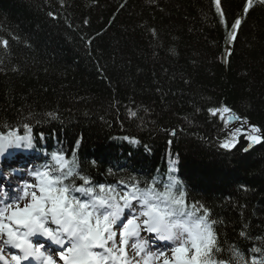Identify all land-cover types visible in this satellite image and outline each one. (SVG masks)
Masks as SVG:
<instances>
[{"label":"trees","instance_id":"trees-1","mask_svg":"<svg viewBox=\"0 0 264 264\" xmlns=\"http://www.w3.org/2000/svg\"><path fill=\"white\" fill-rule=\"evenodd\" d=\"M244 6L221 0L225 24L213 0H0V131L29 125L35 148L75 152L95 184L173 167L216 221L219 259L264 251V141L221 147L226 119L209 112L264 131V3Z\"/></svg>","mask_w":264,"mask_h":264},{"label":"snow or ice","instance_id":"snow-or-ice-1","mask_svg":"<svg viewBox=\"0 0 264 264\" xmlns=\"http://www.w3.org/2000/svg\"><path fill=\"white\" fill-rule=\"evenodd\" d=\"M213 2L226 24L221 0ZM253 6L254 0H245L244 17ZM244 17L232 23L231 41H235ZM151 33L156 36L155 29ZM0 46L7 49L9 38L0 37ZM209 112L222 119L226 114V126L233 122L240 125L233 124L230 138L221 147H235L239 135H246L249 146L264 141V131L249 126L247 118L231 108L221 106ZM23 127V135L18 128L7 126L0 131V156L14 148L33 146L29 125ZM51 160L30 171L34 182L24 181L11 195L6 190L0 193V264H229L218 258L223 249L214 230L216 221L210 219L203 204H189L173 167L163 179L129 178L117 184H95L80 174L75 152L70 157L53 153ZM142 233L165 242V247L153 252L150 239L142 238ZM249 251L252 255L246 258L230 247L231 264H264L261 248Z\"/></svg>","mask_w":264,"mask_h":264},{"label":"water","instance_id":"water-1","mask_svg":"<svg viewBox=\"0 0 264 264\" xmlns=\"http://www.w3.org/2000/svg\"><path fill=\"white\" fill-rule=\"evenodd\" d=\"M250 125H253V123H249V126ZM254 125H256V124H254ZM240 126V125H239ZM238 126V127H239ZM257 126V125H256ZM259 127V126H258ZM260 128V127H259ZM243 131V130H242ZM261 143V142H260ZM260 143H256V144H253V145H251V146H249V142L247 143V146L244 148V151H245V149H247V151H249V150H251L252 148H254L255 146H257L258 144H260ZM247 151H245V152H247Z\"/></svg>","mask_w":264,"mask_h":264},{"label":"bare ground","instance_id":"bare-ground-1","mask_svg":"<svg viewBox=\"0 0 264 264\" xmlns=\"http://www.w3.org/2000/svg\"><path fill=\"white\" fill-rule=\"evenodd\" d=\"M146 239H149V237H148V236H146Z\"/></svg>","mask_w":264,"mask_h":264},{"label":"rangeland","instance_id":"rangeland-1","mask_svg":"<svg viewBox=\"0 0 264 264\" xmlns=\"http://www.w3.org/2000/svg\"><path fill=\"white\" fill-rule=\"evenodd\" d=\"M144 234V233H143ZM142 235V234H141ZM131 251V250H130Z\"/></svg>","mask_w":264,"mask_h":264}]
</instances>
